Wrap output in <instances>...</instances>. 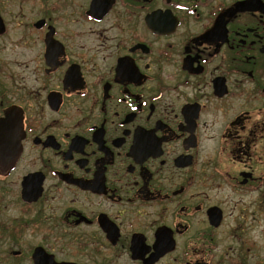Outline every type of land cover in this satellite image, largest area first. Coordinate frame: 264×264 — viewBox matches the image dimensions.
<instances>
[{
    "label": "flooded vegetation",
    "instance_id": "1",
    "mask_svg": "<svg viewBox=\"0 0 264 264\" xmlns=\"http://www.w3.org/2000/svg\"><path fill=\"white\" fill-rule=\"evenodd\" d=\"M39 5L0 65V264H264V0Z\"/></svg>",
    "mask_w": 264,
    "mask_h": 264
},
{
    "label": "rangeland",
    "instance_id": "2",
    "mask_svg": "<svg viewBox=\"0 0 264 264\" xmlns=\"http://www.w3.org/2000/svg\"><path fill=\"white\" fill-rule=\"evenodd\" d=\"M41 1L43 0H0V15L7 28V34L0 36V65L8 62L9 53H11L8 48L12 45L13 40H17L20 35L23 15H26L28 19H34ZM22 11L24 14L21 13ZM11 58H13L12 55ZM261 229H264V220L261 221L260 228L253 229L251 234H258ZM36 242L37 240L33 241V243ZM111 264L127 263L125 258L121 257L114 259Z\"/></svg>",
    "mask_w": 264,
    "mask_h": 264
},
{
    "label": "water",
    "instance_id": "3",
    "mask_svg": "<svg viewBox=\"0 0 264 264\" xmlns=\"http://www.w3.org/2000/svg\"><path fill=\"white\" fill-rule=\"evenodd\" d=\"M5 31V23L0 15V34H3ZM13 115V113H11ZM14 116V115H13ZM10 122H14L17 123L19 122L18 119H15V117L10 116V114L6 113V118H0V131H7L8 127L6 126L7 123L9 124ZM14 123H12L11 125H15ZM34 260L36 262V264H38V254L37 251L34 254ZM57 264H76V263H72V262H61V263H57Z\"/></svg>",
    "mask_w": 264,
    "mask_h": 264
}]
</instances>
